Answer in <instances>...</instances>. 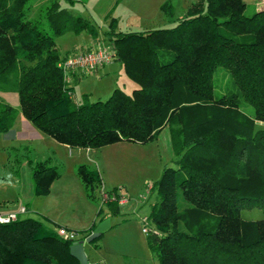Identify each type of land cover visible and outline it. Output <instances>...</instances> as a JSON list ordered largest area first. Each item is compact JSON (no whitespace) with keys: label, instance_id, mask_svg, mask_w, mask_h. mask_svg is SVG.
Instances as JSON below:
<instances>
[{"label":"trees","instance_id":"obj_1","mask_svg":"<svg viewBox=\"0 0 264 264\" xmlns=\"http://www.w3.org/2000/svg\"><path fill=\"white\" fill-rule=\"evenodd\" d=\"M60 4L41 0L35 17L29 0H0V91L17 96V108L0 98V133L18 111L70 148L144 143L166 128L173 156L153 182L158 199L146 214L144 241L155 262L264 264V125H256L264 123V6L244 14V0H193L171 26H110L101 39L136 86L92 100L73 97L54 37L82 29L96 39L97 28ZM28 161L32 194H47L57 169ZM75 173L100 200L99 172L80 163ZM115 202L105 201L111 214ZM244 207L260 215L243 218ZM94 227L77 231L86 236ZM55 229L32 216L0 222V264H79Z\"/></svg>","mask_w":264,"mask_h":264},{"label":"rangeland","instance_id":"obj_2","mask_svg":"<svg viewBox=\"0 0 264 264\" xmlns=\"http://www.w3.org/2000/svg\"><path fill=\"white\" fill-rule=\"evenodd\" d=\"M58 1L70 13L89 18L97 28L96 39L104 41L101 39V33L110 26L115 30H143L160 25L171 26L185 13L186 5L193 0ZM29 2L33 3L31 15L38 16L37 5L41 0H29ZM163 2H168L170 5L166 8V12L160 9V4ZM244 2V14H250L256 6H264V0H244ZM96 39L82 29L77 33L64 32L54 37L59 54L85 49L95 43ZM107 63L98 74L89 72L76 83H72L73 97L85 92L92 100L104 99L114 86L126 92H130L131 88L136 86V83L125 75L123 66L115 58ZM219 76V72L216 73V84ZM227 85H229L228 78ZM0 98L17 108V96L14 91H0ZM245 108L250 110L248 105ZM256 125L262 126L264 123L256 122ZM42 137L32 123L18 112L15 123L10 129L6 133H0V178L4 177L3 181H8L12 168V172L17 170L19 175L18 186L22 185L30 189L28 177L31 169L27 159L49 157L53 160L50 164L56 165L57 168L54 167L57 171L58 169L61 171L59 176L51 181L49 193L47 192L44 197L41 195V200L47 197L46 201L54 206L53 208L59 207L55 205H63L67 211L73 210L80 218L93 207L95 211L99 209L101 213H108L110 227L104 229L95 241V252L92 254L95 260L103 264H157L145 245V233H141L140 228L143 224L142 218L149 213L150 206L158 199L153 182L161 173L163 163L171 164L173 155L168 129L163 128L152 141L138 144L120 140L90 149L69 150L49 136V138ZM80 163L99 172L100 182L95 189L96 194L99 196L101 191H107L116 197V213L111 214L105 202L95 201L88 196L86 187L78 178L73 166ZM20 191L21 188L18 194ZM119 196L124 200L118 202ZM33 197V194L28 198L23 196L21 198L19 195L16 203H31ZM240 214L247 219L257 218L260 215L259 209L255 207H244L240 210ZM19 215L35 216L28 210ZM40 217L44 220L42 215ZM147 224L146 227L152 226L149 221ZM84 245L87 243L84 242Z\"/></svg>","mask_w":264,"mask_h":264},{"label":"crops","instance_id":"obj_3","mask_svg":"<svg viewBox=\"0 0 264 264\" xmlns=\"http://www.w3.org/2000/svg\"><path fill=\"white\" fill-rule=\"evenodd\" d=\"M93 45H94V43L88 45V47H86L85 49H87ZM85 49L81 48L79 51H82ZM70 52H74V50H71L69 52H65L63 54L66 55L67 53H70ZM107 64L101 65L102 67L100 66L97 69H93L89 72H94L95 74H98L99 70L102 69L103 67H105ZM89 72H82V71L70 72L69 71V79H68L69 85L72 86V83H76L77 81H79V79L82 76H84L85 74H88ZM72 89H73V87H72ZM14 123H15V119H14ZM22 124H24V123H22ZM40 134H41V137L43 136L42 138L48 137L45 134H42V133H40ZM58 144H61V143H58ZM61 145L63 147H66L69 150L72 149V148L66 146L65 144H61ZM85 149H90V148H85ZM69 150H68V152H69ZM28 159L32 162L47 161L48 164H50L53 161L49 157H43V158H37V159L33 158V160L31 158H28ZM28 159H27V163L30 165V169H31V163L28 161ZM2 163H4V162H2ZM51 165L56 167V165H54V164H51ZM73 166L75 169V164ZM10 170H11L10 171L11 177L8 178V181H3L4 177L0 178V181H1L0 182V215H5L7 213L9 214V212H15L16 215H19V213H21V212H18V208L20 206H23L22 213H24V212L26 213L27 210L31 211V214L35 215V216H32L35 219L36 218L40 219L41 218L40 216L42 215L44 218V220H42V221L44 223H46L48 226H53L55 228L62 226V227L72 228L75 230H81V229L89 228L90 226L95 225L99 220H102L105 217H108V221H110L108 213H100L99 214L97 211H95L94 207L91 210H88L86 215L84 217H81V218L73 210L69 209L67 211V209L63 205L62 206L61 205H55V207L56 206H59V207L53 208L54 206L52 207L51 204H49L46 201L47 197L45 199L41 200L40 199L41 196H35V197H33V199H31V201H32L31 203H29V202L28 203L24 202L25 204L23 202L22 203L20 202L19 204L16 203L19 195L21 196V198H22V196L28 198L30 195H32L31 180H30L31 174H30V177H28L30 189H27L25 187H22V185L18 186L19 175L17 174V170H15L14 172H12V170H13L12 168ZM29 171H31V170H29ZM60 171H61V169H58V173ZM19 188H21L20 194H18ZM45 195H42V196L44 197ZM35 200H37V201H35ZM101 215H102V219H100ZM109 227H110V225H109ZM94 243L96 244V242H94ZM82 245H83V250L86 253L87 262L89 264H95L96 262L103 264L101 261L95 260L93 255H92L95 252L94 249L96 246H93V244H91V243L89 244V242L87 243V245H84V242H83Z\"/></svg>","mask_w":264,"mask_h":264},{"label":"built area","instance_id":"obj_4","mask_svg":"<svg viewBox=\"0 0 264 264\" xmlns=\"http://www.w3.org/2000/svg\"><path fill=\"white\" fill-rule=\"evenodd\" d=\"M113 52H111L109 46L102 40L96 42L93 46L77 52L67 53L64 57L57 61V65L62 68L63 73H69V71H82L89 72L93 69H97L101 65L107 63L112 59ZM99 198L101 202L106 200L116 199L110 193L106 191H101L99 193ZM123 197H118L117 201H123ZM23 206L18 208V212L22 213ZM16 217L15 212H9V214L0 215V222H5L9 219ZM142 227L140 228L141 233H147L149 227L147 217L142 218ZM57 235L62 237V239H68L71 242L77 241L79 239H84L83 235L77 230L67 227L59 226L55 229Z\"/></svg>","mask_w":264,"mask_h":264},{"label":"water","instance_id":"obj_5","mask_svg":"<svg viewBox=\"0 0 264 264\" xmlns=\"http://www.w3.org/2000/svg\"><path fill=\"white\" fill-rule=\"evenodd\" d=\"M109 221L108 217L103 218L102 220H99L92 231H90L86 236H84V239H79L77 241L70 242L68 245V252L71 254L72 257L78 261L79 264H89L86 259V253L83 250V242H90L93 239H95L99 234L109 227Z\"/></svg>","mask_w":264,"mask_h":264}]
</instances>
